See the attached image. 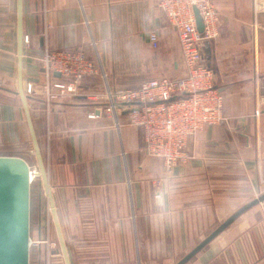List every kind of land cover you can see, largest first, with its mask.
<instances>
[{
  "label": "crops",
  "instance_id": "1",
  "mask_svg": "<svg viewBox=\"0 0 264 264\" xmlns=\"http://www.w3.org/2000/svg\"><path fill=\"white\" fill-rule=\"evenodd\" d=\"M215 2L220 34L205 60L228 120L190 139L192 157L168 173L163 159L147 153L141 126L123 113L88 117L98 105L85 97L107 82L129 87L119 81L120 68H133L137 85L183 73L178 32L156 0H23L24 85L38 89L29 105L72 264H157L160 245L194 244L187 254L240 208L231 200L247 183L264 181V10L251 0ZM48 49L85 51L107 77L86 79L77 95L47 108L38 92ZM16 76L18 82V0H0V84L14 85ZM0 134L32 142L22 105L0 104ZM260 204L186 264H264Z\"/></svg>",
  "mask_w": 264,
  "mask_h": 264
},
{
  "label": "built area",
  "instance_id": "2",
  "mask_svg": "<svg viewBox=\"0 0 264 264\" xmlns=\"http://www.w3.org/2000/svg\"><path fill=\"white\" fill-rule=\"evenodd\" d=\"M156 2L178 32L184 59L183 73L177 77L151 78L132 87L118 88L108 84L106 89L89 91L85 97L98 105L88 117L123 113L131 124L141 126L147 153L163 159L169 170L190 160L192 156L187 150L190 139L207 126L222 124L228 117L223 112L224 95L215 84V71L205 60L206 43L220 34L215 0ZM196 9L204 24L203 32L198 29ZM150 39L153 47L157 48L159 36L156 31L150 33ZM28 40L26 36L25 41ZM41 60L46 81L38 93L43 94L47 108L52 101L68 100L77 95L86 79L107 77L99 64L82 50L48 49ZM54 73H59L60 77H55ZM24 88L29 96L37 92L34 82L25 84ZM173 97L175 99L171 100ZM31 169L37 171L35 166ZM49 226L46 221L44 238L30 239V245L37 247L43 244V240L48 255L54 254L58 246L57 241L50 240Z\"/></svg>",
  "mask_w": 264,
  "mask_h": 264
},
{
  "label": "water",
  "instance_id": "3",
  "mask_svg": "<svg viewBox=\"0 0 264 264\" xmlns=\"http://www.w3.org/2000/svg\"><path fill=\"white\" fill-rule=\"evenodd\" d=\"M195 11L198 29L200 32H203V21L199 15V11L197 9ZM204 50L208 55L211 54L210 42L206 43ZM23 57V0H18V91H16V93L21 98L31 134L37 159V171L32 170L29 163L21 157L0 155V264H30V197L32 173L38 177H42L44 189L48 194L53 222L60 243V249L56 250L54 253H62L65 264H72L56 210L54 196L50 188L46 164L35 129L29 105L30 96L25 92L24 88ZM54 76L59 77L60 74L54 73ZM173 99H175V97L171 100ZM261 202H264V193L236 210L176 264H186L222 231L229 227L238 217Z\"/></svg>",
  "mask_w": 264,
  "mask_h": 264
},
{
  "label": "rangeland",
  "instance_id": "4",
  "mask_svg": "<svg viewBox=\"0 0 264 264\" xmlns=\"http://www.w3.org/2000/svg\"><path fill=\"white\" fill-rule=\"evenodd\" d=\"M251 1L252 3H254V6L256 5L258 7L259 10H264V0H251ZM40 63H41L40 65H42V60L40 61ZM131 69L133 68L118 69L119 70L118 71L119 81L121 84H124V86H129V87L136 86L138 81L131 82V80H135L137 78L141 80L140 77H135V75H138V74H135L136 72L134 71L132 72ZM139 70L143 71L144 73L146 72L145 68L139 69ZM121 81H128V82L124 83ZM44 83L41 84L42 88H43ZM107 85H108V82H107ZM111 87H115V86L111 85ZM16 91H18L17 76L15 79L14 85L11 82L8 83L7 81L4 83H1L0 84V104L4 106H8L12 104L22 105L21 98L16 93ZM39 91L41 90L39 89ZM41 97H44L43 94H41ZM128 124L134 125L130 123L129 118H128ZM134 126H139V125H134ZM15 136L18 137V135H16V132H15ZM7 139H8L7 137L5 140L3 138L0 139V155L18 156V157L25 159L29 163V165L37 167L36 155L34 152V148L32 146V142H30V138L20 140L21 141V144L19 143L20 145L15 144L13 140L8 141ZM144 140H145V134H144ZM24 141H26V144H24ZM187 163L188 162L184 164H187ZM184 164H177L176 167H174L173 169H169L170 171L168 170L166 165L165 164L164 165H165L166 172L173 173L175 168L182 166ZM31 181H32L31 197H30L31 237L37 240V233L40 232V229H39L40 223L43 225L44 224L43 222L47 221L50 224L49 226L50 240L58 242V246L56 245L57 246L56 250H58L60 249V243L57 237L55 225L53 223L52 212L49 210L48 194L44 189L42 177L41 176L38 177L35 175L33 176V179ZM247 185L248 186H246L244 195L241 196L240 199L234 198L233 200H231V203H237L236 206L242 207L244 204L259 197L260 195L264 193V181L260 180L259 185H257V187H254L253 183L251 182L247 183ZM224 198L227 199L226 196ZM226 199L224 201L225 203H227ZM261 203H264V202H261ZM231 213L232 211L225 212L224 213L225 217L230 215ZM44 228L45 227L42 228L43 230L42 238H44L45 236ZM42 242L43 244L40 245L39 247L31 246L30 264H65L63 256L61 255L62 253L49 254L50 257L53 255V257L50 259L49 255L46 254V249L44 247V241L42 240ZM193 246L194 244L160 245L161 260L158 261L157 264H176L183 256L186 255V252L188 251V249H190Z\"/></svg>",
  "mask_w": 264,
  "mask_h": 264
},
{
  "label": "bare ground",
  "instance_id": "5",
  "mask_svg": "<svg viewBox=\"0 0 264 264\" xmlns=\"http://www.w3.org/2000/svg\"><path fill=\"white\" fill-rule=\"evenodd\" d=\"M33 176H35L34 173L31 174V180L33 179ZM49 210L51 211V207H50V205H49ZM51 212H52V211H51ZM34 240H36V239H34Z\"/></svg>",
  "mask_w": 264,
  "mask_h": 264
}]
</instances>
